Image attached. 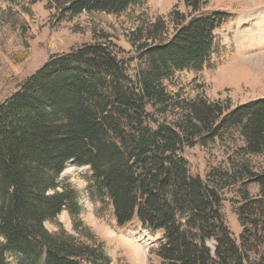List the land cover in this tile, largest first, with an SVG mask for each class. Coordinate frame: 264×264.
<instances>
[{
	"label": "trees",
	"instance_id": "16d2710c",
	"mask_svg": "<svg viewBox=\"0 0 264 264\" xmlns=\"http://www.w3.org/2000/svg\"><path fill=\"white\" fill-rule=\"evenodd\" d=\"M47 1L61 18H74L118 16L139 0ZM183 3L188 15L174 12L169 24L141 21L126 34L141 64L133 77L101 34L50 58L0 104V264L9 257L17 264H111L90 236L82 242L79 232L45 228L63 211L72 215L74 194L58 181L68 163L89 169L118 227L135 217L161 234L163 264H264V173L250 181L258 197L244 194L234 209L242 230L236 241L216 188L227 175L211 184L193 178L181 156L236 131L243 151L264 159V99L232 108L167 90L176 74L203 70L214 32L228 18L206 12L207 0Z\"/></svg>",
	"mask_w": 264,
	"mask_h": 264
},
{
	"label": "rangeland",
	"instance_id": "374dc122",
	"mask_svg": "<svg viewBox=\"0 0 264 264\" xmlns=\"http://www.w3.org/2000/svg\"><path fill=\"white\" fill-rule=\"evenodd\" d=\"M205 11L228 15L214 32V52L202 71L176 74L166 84L167 90L186 99L201 96L212 102H228L232 108L264 99V19L253 20L260 13L264 18V0H207ZM174 12L188 15L190 11L183 0H139L118 16L83 14L61 18L54 9H48L47 0H0V104L50 58L92 43L101 34L109 37L133 77L141 64L126 34L141 21L163 18L167 23ZM243 150L239 134L232 131L204 147L186 148L181 154L193 178L211 184L219 173L227 175L226 183L216 188L225 221L236 241L242 230L234 209L241 205L244 194L258 197V187L250 181L252 176L264 173V159ZM240 168L248 173L235 175ZM58 181L73 192L75 200L72 215L63 211L45 224L48 232L59 228L72 236H79V232L85 236L82 242L90 236L111 264H163L157 256L161 234L145 230L135 217L118 227L110 201L97 191L88 168L68 163ZM214 246L213 241L208 242L211 250ZM7 263L17 264V260L9 257Z\"/></svg>",
	"mask_w": 264,
	"mask_h": 264
},
{
	"label": "bare ground",
	"instance_id": "6f19581e",
	"mask_svg": "<svg viewBox=\"0 0 264 264\" xmlns=\"http://www.w3.org/2000/svg\"><path fill=\"white\" fill-rule=\"evenodd\" d=\"M264 18H263V14H259V15H256V17H254V21H257V22H259V21H262ZM263 28H264V23H263Z\"/></svg>",
	"mask_w": 264,
	"mask_h": 264
}]
</instances>
